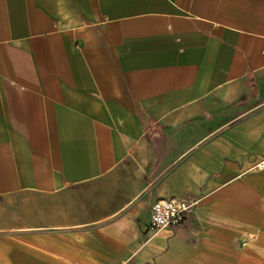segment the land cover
Instances as JSON below:
<instances>
[{"label": "crops", "instance_id": "obj_1", "mask_svg": "<svg viewBox=\"0 0 264 264\" xmlns=\"http://www.w3.org/2000/svg\"><path fill=\"white\" fill-rule=\"evenodd\" d=\"M263 158L264 0H0V264H264Z\"/></svg>", "mask_w": 264, "mask_h": 264}, {"label": "built area", "instance_id": "obj_2", "mask_svg": "<svg viewBox=\"0 0 264 264\" xmlns=\"http://www.w3.org/2000/svg\"><path fill=\"white\" fill-rule=\"evenodd\" d=\"M264 169V158L254 166ZM197 201L188 202L181 199L158 200L152 205L151 227L162 229L181 224L196 206Z\"/></svg>", "mask_w": 264, "mask_h": 264}]
</instances>
